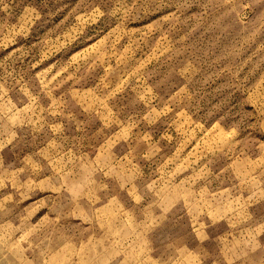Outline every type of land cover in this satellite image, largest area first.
I'll return each mask as SVG.
<instances>
[{
  "label": "rangeland",
  "instance_id": "obj_1",
  "mask_svg": "<svg viewBox=\"0 0 264 264\" xmlns=\"http://www.w3.org/2000/svg\"><path fill=\"white\" fill-rule=\"evenodd\" d=\"M0 264H264V0H0Z\"/></svg>",
  "mask_w": 264,
  "mask_h": 264
}]
</instances>
